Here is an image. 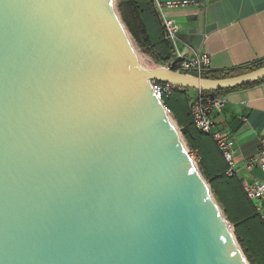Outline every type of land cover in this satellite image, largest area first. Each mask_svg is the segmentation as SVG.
<instances>
[{"label":"water","instance_id":"1","mask_svg":"<svg viewBox=\"0 0 264 264\" xmlns=\"http://www.w3.org/2000/svg\"><path fill=\"white\" fill-rule=\"evenodd\" d=\"M112 0H0V264H248Z\"/></svg>","mask_w":264,"mask_h":264},{"label":"crops","instance_id":"2","mask_svg":"<svg viewBox=\"0 0 264 264\" xmlns=\"http://www.w3.org/2000/svg\"><path fill=\"white\" fill-rule=\"evenodd\" d=\"M115 1L119 8L128 0ZM190 1L195 4L179 9H165V16L175 19L180 27L177 48L169 42L173 58L177 49L184 54L202 52L208 55L210 69L214 70L244 67L264 59V0ZM198 92L190 89L188 95L194 98ZM224 98L226 102L223 111L215 120L217 128L228 132L234 140L237 178L264 183V171L254 169L248 172L244 168L245 161L259 153L261 139L264 137V81L232 91ZM193 143V151L199 156L197 164L203 160L209 173L207 178L203 176L204 179L209 187L213 182L216 188L222 190L224 185L217 184V177L225 172L226 163L212 152L215 147L213 140L202 136L201 139H194ZM255 204L264 208V198Z\"/></svg>","mask_w":264,"mask_h":264},{"label":"trees","instance_id":"3","mask_svg":"<svg viewBox=\"0 0 264 264\" xmlns=\"http://www.w3.org/2000/svg\"><path fill=\"white\" fill-rule=\"evenodd\" d=\"M119 12L125 27L134 41L142 50L149 51L154 56L155 62L166 64L173 60L172 46L165 39L163 22L156 10L154 0H128L120 5ZM263 66L264 59H261L239 68L224 70L207 69L204 71L202 77L211 80L225 79L251 72ZM174 69L178 70L177 67ZM263 81L221 92L202 91V94L207 99H215L224 97L232 91L245 89ZM189 90L187 88H177L172 95L163 97V102L172 113V117L181 128L184 139L190 146L191 151H193L195 148L194 139L210 136L197 130L193 124L189 110V104L192 99L188 95ZM212 152L218 158L221 157L224 160L216 144L215 147L213 146ZM199 169L202 176L207 178L209 173L203 164V160L199 163ZM226 171L227 164L225 172L217 177V184L224 185L222 190L216 188L213 182L210 183L212 195L222 206L225 217L235 226L234 235L248 262L250 264H264V223L256 210L254 202L247 197L242 189L238 178L228 177Z\"/></svg>","mask_w":264,"mask_h":264},{"label":"built area","instance_id":"4","mask_svg":"<svg viewBox=\"0 0 264 264\" xmlns=\"http://www.w3.org/2000/svg\"><path fill=\"white\" fill-rule=\"evenodd\" d=\"M155 7L159 12V15L163 22L165 39L173 43L177 48V36L179 32V25L175 19L165 16V9H179L189 5L195 4L190 0H175V1H160L154 0ZM157 67H163L169 70H175L177 67L185 75H191L199 78H203L202 75L205 70L210 69V59L208 55L191 51L189 54H184L179 49L176 50L175 56L172 61L166 64H159ZM154 93L163 102V97L170 96L179 87L171 84L160 83L157 81L150 82ZM225 98L218 97L215 99H207L203 96L202 91L191 99L189 104V110L192 117V121L197 130L209 135L215 142L219 152L224 158L227 164L226 175L228 177H237L238 168L235 161V148L234 140L231 135L219 130L216 124V116L220 115L225 106ZM164 103V102H163ZM181 131V128L179 127ZM188 153L192 160L197 164L199 156L190 149ZM198 165V164H197ZM244 168L246 171L251 172L254 169H260L264 171V137L261 139V145L259 153L245 161ZM242 189L246 193L247 197L252 201H260L264 198V183L257 180H250L247 178L238 179ZM256 210L264 223V208L255 204ZM226 223L230 230L234 233L235 226L229 223L226 219Z\"/></svg>","mask_w":264,"mask_h":264},{"label":"rangeland","instance_id":"5","mask_svg":"<svg viewBox=\"0 0 264 264\" xmlns=\"http://www.w3.org/2000/svg\"><path fill=\"white\" fill-rule=\"evenodd\" d=\"M115 8H116V11L118 13V16L120 18V21L124 27V30L126 32V35L128 37V40L130 42V45L132 47V50L134 51V54L136 55V57L138 58V60L147 68L151 69L153 66L154 67H157L159 66V64L157 62H155L154 60V56L149 52V51H145V50H142L138 45L137 43L134 41V39L132 38V36L130 35L129 31L127 30V28L125 27L123 21H122V18H121V15H120V12H119V8L117 6V3L115 0H112ZM169 116H170V119H171V122L174 126V128L178 131V133L180 134L181 138H182V141L184 143V145L186 146V148L189 150L190 149V146L187 144L186 140L184 139L183 135H182V132L179 130V126L177 125V123L175 122L174 118L172 117V115L169 113ZM191 150V149H190ZM198 169H199V165H198ZM200 171V169H199ZM201 173V172H200ZM213 198H214V202L216 203V205L218 206V208L220 209V211L222 212V214L224 215L223 213V210L221 208V206L219 205V203L217 202L216 198L214 197L213 195ZM225 217V215H224ZM226 218V217H225ZM227 219V218H226ZM228 220V219H227ZM230 223V222H229ZM239 244V243H238ZM240 249L242 250L241 246L239 245ZM243 252V251H242ZM247 260V259H246ZM248 262V260H247ZM248 264H250L248 262Z\"/></svg>","mask_w":264,"mask_h":264},{"label":"bare ground","instance_id":"6","mask_svg":"<svg viewBox=\"0 0 264 264\" xmlns=\"http://www.w3.org/2000/svg\"><path fill=\"white\" fill-rule=\"evenodd\" d=\"M155 67L153 66L151 69L153 70Z\"/></svg>","mask_w":264,"mask_h":264}]
</instances>
